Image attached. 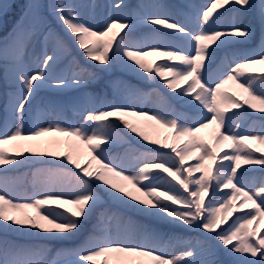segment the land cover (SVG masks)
Wrapping results in <instances>:
<instances>
[{
    "label": "snow or ice",
    "instance_id": "1",
    "mask_svg": "<svg viewBox=\"0 0 264 264\" xmlns=\"http://www.w3.org/2000/svg\"><path fill=\"white\" fill-rule=\"evenodd\" d=\"M9 16L0 264H264V0H0Z\"/></svg>",
    "mask_w": 264,
    "mask_h": 264
},
{
    "label": "trees",
    "instance_id": "2",
    "mask_svg": "<svg viewBox=\"0 0 264 264\" xmlns=\"http://www.w3.org/2000/svg\"><path fill=\"white\" fill-rule=\"evenodd\" d=\"M2 2L4 3H14L16 5V11L19 10V6L24 4L26 2V0H2ZM101 2H106V0H101ZM132 2H135V0H132ZM175 2H179V0H175ZM198 3H203L204 0H197ZM258 2V0H257ZM222 10V9H221ZM14 19V16H9L8 18V21H7V28H0V39H3L6 37L7 35V32L11 29V26H12V20ZM253 24H254V27L256 28V43L258 44L260 42V29H259V24L258 22H255L253 21ZM122 34V33H121ZM61 35H63L61 33ZM43 46V38H41V43L38 47H42ZM149 60H157L156 57H149L148 58ZM253 72L256 73H264V65H256L253 67ZM171 77H169L170 79ZM126 79L130 80L132 83H137V81L131 77H127ZM183 87H186V85H182ZM225 91L231 93V92H239L240 90L239 89H236L234 85L232 84H229ZM231 111H234V109H229V112L228 114H230ZM71 118V116H70ZM128 119H132L134 121H136L138 118H135V117H127ZM150 132L153 133L154 135V138H159L161 140H163L165 137H168V143H172V137L169 133V130L168 129H165V128H161L159 125H156L155 127L149 129ZM201 137H203V139L209 141V142H213V137L211 135V129L209 130H205L204 132L200 133L199 134ZM46 141L48 140H54V141H57V143H53V144H44V147L47 148V149H50L52 151H57V152H67V151H72L74 155H80L82 157L81 159V163L82 165H86V162H87V148L86 146L84 145H81L79 144L78 142H75L72 140V138H69V137H66V136H61L59 134H56L55 136L53 137H46L44 138ZM71 141V142H70ZM187 142V138H182L180 141H179V144L181 146H183L185 143ZM5 148L11 150L12 149V146L11 145H5L4 146ZM125 148L127 146H124ZM256 147H262L260 145H256ZM124 150V148H121L120 151L122 152ZM228 149L227 148H222L220 149V152L219 154L220 155H223V152L224 151H227ZM201 154V151L199 149H195L193 150V153H192V158L191 159H188L186 160L185 162V166H190V165H194L197 160H196V157H198L199 155ZM241 171L243 170V167H245L244 165V162L241 161ZM95 167V166H94ZM200 175V173H194L193 176L194 177H198ZM259 173H250L246 179L249 183H252L254 182L258 177H259ZM27 179H31V177L29 176ZM131 187V186H129ZM223 191H228L227 189L223 190ZM242 202L241 201H238L237 202V206ZM249 207L248 205H245V208L244 210L247 211L249 210ZM28 211H32V210H28ZM34 214V212L32 213ZM239 212H234L232 214V216L229 217L227 223L225 224H222L221 225V228H224V227H227L228 224L231 223L232 219L238 215ZM255 227V225H253ZM260 228H261V234L264 235V222L261 223L260 225ZM219 231V229H217ZM186 236V238H190L193 243H195V241L197 240V235L195 233H188V234H184ZM46 259L50 262H53V261H56L58 258L56 256L55 253H52L50 255H48L46 257Z\"/></svg>",
    "mask_w": 264,
    "mask_h": 264
}]
</instances>
